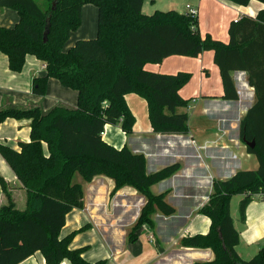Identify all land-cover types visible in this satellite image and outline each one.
Listing matches in <instances>:
<instances>
[{
    "label": "trees",
    "instance_id": "1",
    "mask_svg": "<svg viewBox=\"0 0 264 264\" xmlns=\"http://www.w3.org/2000/svg\"><path fill=\"white\" fill-rule=\"evenodd\" d=\"M146 0H0V9L18 12L20 20L13 28L0 26V51L8 56L10 70L21 73L28 56L46 65V74L33 81V93L47 94L50 78L78 92L75 108L57 105L49 111L40 106L0 109V125L8 119L31 120V140L17 150L0 144V153L16 174L27 200L18 209L8 183L0 176L7 203L0 207V264H20L41 252L47 264L90 263L84 249H72L77 234L62 238L67 215L84 208V188L76 183L97 176L115 182L112 196L129 186L143 194L147 203L135 231L153 227L152 216L160 211L174 214L165 195H153V185L171 177L179 166L147 173V160L128 147L117 149L103 139L107 125H121L132 134L136 117L126 96L137 94L148 103L152 128L158 134H185L189 114L178 113L190 101L180 95L192 75L180 72L166 75L145 69L147 64H161L172 56L199 57L214 51L220 69L224 99H239L233 72L248 74L255 89L256 102L241 121L242 141L256 142L248 153L259 161L257 170L239 171L226 181H215L209 203L201 213L212 221L206 235L185 237L186 248L211 249L215 259L196 264H264V247L251 260L244 261L236 252L240 243L231 215L234 196L245 195L240 204L245 220L252 197L264 193V10L256 17L245 15L231 23L228 43L205 37L200 32L198 16L177 11L143 13ZM248 6L252 0H229ZM264 3V0H257ZM87 5L99 10L98 34L94 39L79 40L68 49L73 33L82 25ZM47 34V41H45ZM47 150V152H46Z\"/></svg>",
    "mask_w": 264,
    "mask_h": 264
},
{
    "label": "crops",
    "instance_id": "2",
    "mask_svg": "<svg viewBox=\"0 0 264 264\" xmlns=\"http://www.w3.org/2000/svg\"><path fill=\"white\" fill-rule=\"evenodd\" d=\"M192 1L194 3L187 4L185 9H178L179 0H146L143 13L153 15L157 11L168 10L186 14L187 7L192 6L198 10L202 36L209 34L215 40L228 43L232 22L245 15L256 17L264 10V3L257 0H252L248 6H238L229 0ZM207 8L211 13L209 16ZM19 20L20 16L15 10L0 9L1 27L13 28ZM86 20L89 22L86 23ZM98 21V8L85 6L80 27L83 30L78 35L77 31L72 34L67 48L70 49L79 40L96 38ZM214 56V51H206L196 58L172 56L161 64L145 66L146 70L159 74L185 72L192 75L190 82L180 90L182 98L190 101L189 107L178 109V113L189 114L187 133H155L149 118L148 103L137 94L126 96L128 106L136 117L133 133L127 135L120 124L106 126L105 142L117 149L128 147L136 154H143L147 160L148 174L179 166L174 175L151 188L153 195L164 194L165 201L175 212L165 215L158 211L152 216L153 227L145 225L135 231L147 203L143 194L126 186L112 196L114 180L97 176L93 181L85 182L77 175L76 183L84 188V208L74 209L67 215L61 237L77 232L71 248L84 249L86 261L97 263L104 260L107 264H196L215 259L213 250L186 248L181 241L185 237L210 232L212 221L201 211L210 201L214 182L229 180L239 171L257 170L259 161L253 160L254 155L248 153L247 147L246 152H242V161L236 153L245 143L240 137L241 121L256 102L255 89L249 85L247 73L236 71L232 77L239 99H224L223 80ZM45 74L46 65L34 56H28L21 73L12 72L8 56L0 51V109L40 106L44 111H49L60 104L75 108L78 92L63 86L57 79L50 78L46 96L33 93L34 79ZM31 131V120L8 119L0 125V144L19 150L21 143L30 142ZM247 165H252V169H246L244 166ZM0 176L8 183L16 205L21 202L25 209L26 191L1 153ZM245 197L237 195L238 200H234L235 197L232 199L231 215L240 234L236 252L242 260L249 261L264 247V196L257 194L252 197L246 218L241 220L240 213L235 215L234 212H237V206L240 212V204ZM6 203L7 197L0 184V207ZM20 264L47 262L43 254L37 252ZM61 264L72 263L66 260Z\"/></svg>",
    "mask_w": 264,
    "mask_h": 264
},
{
    "label": "rangeland",
    "instance_id": "3",
    "mask_svg": "<svg viewBox=\"0 0 264 264\" xmlns=\"http://www.w3.org/2000/svg\"><path fill=\"white\" fill-rule=\"evenodd\" d=\"M40 2H43V0H39ZM189 3H191V4H193L194 2L192 1V0H179V6H178V9H182L183 7V9H185V7H186V5L187 4H189ZM159 4H161L160 3V1H159ZM160 8H162L161 6H160ZM160 11H168V10H160ZM210 11V9L209 8H207V10H206V12H207V16H209V12ZM205 13L203 12V16L202 17H204L205 15H204ZM211 14V13H210ZM89 21L88 20H86V23H88ZM199 22H200V18H199ZM84 28V27H83ZM80 30H83L82 28L81 29H79L76 33V35H78L81 31ZM76 35H74V36H76ZM72 37V36H71ZM71 39V38H70ZM68 43H71V41L69 40V42ZM75 91V90H74ZM77 92V91H76ZM47 95V94H46ZM45 95V96H46ZM78 98L79 97H77L76 98V105H77V103H78ZM245 146V147H244ZM246 144L245 143H243V146L241 147V149L240 150H237L236 151V153H237V155H238V158H239V160L240 161H242V152H246L245 150H246ZM253 160L255 161V162H258V160H257V157H255V155H254V157H253ZM244 167H246V169H252L251 167H252V165H247V166H244ZM257 167V166H256ZM254 169H256V168H254ZM79 178H81L80 176H79ZM82 179V178H81ZM235 197V199L234 200H238L237 199V196H234ZM233 197V198H234ZM17 207H18V209H24V207L22 206V204H21V202L17 205ZM239 208H238V206H237V212L235 211L234 213H235V215H239ZM238 219V218H237ZM239 220V219H238Z\"/></svg>",
    "mask_w": 264,
    "mask_h": 264
},
{
    "label": "water",
    "instance_id": "4",
    "mask_svg": "<svg viewBox=\"0 0 264 264\" xmlns=\"http://www.w3.org/2000/svg\"><path fill=\"white\" fill-rule=\"evenodd\" d=\"M53 10H57V0H55L54 4H53ZM45 41H47V34H46V38H45ZM244 142L246 144L247 147H250V148H255L256 146V142L253 141V142H249L247 141L246 139H244Z\"/></svg>",
    "mask_w": 264,
    "mask_h": 264
},
{
    "label": "built area",
    "instance_id": "5",
    "mask_svg": "<svg viewBox=\"0 0 264 264\" xmlns=\"http://www.w3.org/2000/svg\"><path fill=\"white\" fill-rule=\"evenodd\" d=\"M187 9H188V13L191 14L192 16H195V17L198 16V10L196 8H194L192 6H188ZM237 20H239V19H237ZM104 134H105V132L103 133V136H104ZM261 194L264 196V193H261Z\"/></svg>",
    "mask_w": 264,
    "mask_h": 264
},
{
    "label": "bare ground",
    "instance_id": "6",
    "mask_svg": "<svg viewBox=\"0 0 264 264\" xmlns=\"http://www.w3.org/2000/svg\"><path fill=\"white\" fill-rule=\"evenodd\" d=\"M110 216V215H109Z\"/></svg>",
    "mask_w": 264,
    "mask_h": 264
}]
</instances>
